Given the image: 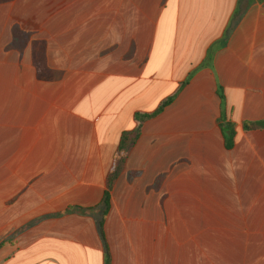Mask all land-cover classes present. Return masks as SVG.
Segmentation results:
<instances>
[{
    "label": "crops",
    "instance_id": "obj_1",
    "mask_svg": "<svg viewBox=\"0 0 264 264\" xmlns=\"http://www.w3.org/2000/svg\"><path fill=\"white\" fill-rule=\"evenodd\" d=\"M107 251L264 264V0L0 2V264Z\"/></svg>",
    "mask_w": 264,
    "mask_h": 264
},
{
    "label": "trees",
    "instance_id": "obj_2",
    "mask_svg": "<svg viewBox=\"0 0 264 264\" xmlns=\"http://www.w3.org/2000/svg\"><path fill=\"white\" fill-rule=\"evenodd\" d=\"M5 1H9V0H0V2H5ZM41 45H44V43H42ZM35 54H36V51H35ZM35 63L37 65L38 76L40 77V79L47 80V79H51L53 77L52 72L49 70V68L46 65V59H45V55L44 54H41L40 56H35ZM169 101H170V99L165 101L153 113L142 114V115L141 114H137L136 118L142 121L145 118H150L152 116H155L156 114H158L159 112H161L163 110V108L169 103ZM229 126L230 125H226L225 126V130ZM255 126H257V124H255V123H247V124H245L246 128H253ZM230 136H232V132H231ZM112 174H113V176L111 177V180L109 182V186L112 185V181H113V179L116 176V171L113 170ZM102 205H103V213H102L101 217L98 220V229H99V232H100L101 236L104 238L105 214H106V212H107V210L109 208V193L108 192H105V196H104ZM105 264H110V255H109L108 251H107V255H106Z\"/></svg>",
    "mask_w": 264,
    "mask_h": 264
}]
</instances>
